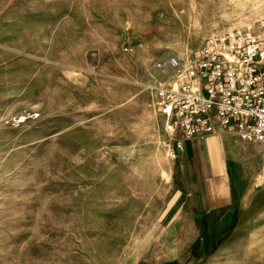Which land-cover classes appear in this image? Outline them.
Masks as SVG:
<instances>
[{
  "label": "rangeland",
  "instance_id": "374dc122",
  "mask_svg": "<svg viewBox=\"0 0 264 264\" xmlns=\"http://www.w3.org/2000/svg\"><path fill=\"white\" fill-rule=\"evenodd\" d=\"M261 23L264 0H0V264H264V145L248 218L165 217L188 180L156 67Z\"/></svg>",
  "mask_w": 264,
  "mask_h": 264
},
{
  "label": "built area",
  "instance_id": "2783aa9c",
  "mask_svg": "<svg viewBox=\"0 0 264 264\" xmlns=\"http://www.w3.org/2000/svg\"><path fill=\"white\" fill-rule=\"evenodd\" d=\"M156 67L172 83L157 88V105L172 111L170 150L234 129L244 141L264 145V23L207 38L193 60L171 56Z\"/></svg>",
  "mask_w": 264,
  "mask_h": 264
},
{
  "label": "crops",
  "instance_id": "0c3cea01",
  "mask_svg": "<svg viewBox=\"0 0 264 264\" xmlns=\"http://www.w3.org/2000/svg\"><path fill=\"white\" fill-rule=\"evenodd\" d=\"M162 110L172 121V111ZM252 144L242 140L234 129H219L205 139L186 141L184 149L178 152V159H182L188 190L180 188L179 196L168 205L165 217L173 215L174 221L185 218L188 229H192L195 220L203 224V229H225L227 224L232 226L248 218L250 211L244 209L248 200L245 186L235 182L241 164L252 154L247 151ZM183 193L191 196L187 214L183 213L184 203L180 199ZM179 222H174V228Z\"/></svg>",
  "mask_w": 264,
  "mask_h": 264
}]
</instances>
